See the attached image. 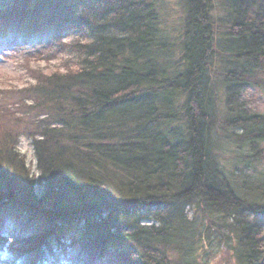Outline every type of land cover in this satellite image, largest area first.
I'll use <instances>...</instances> for the list:
<instances>
[{
	"label": "trees",
	"instance_id": "obj_1",
	"mask_svg": "<svg viewBox=\"0 0 264 264\" xmlns=\"http://www.w3.org/2000/svg\"><path fill=\"white\" fill-rule=\"evenodd\" d=\"M69 2L0 0V45L60 59L0 86V258L264 264V111L244 96L264 90V0H183L177 54L156 0Z\"/></svg>",
	"mask_w": 264,
	"mask_h": 264
},
{
	"label": "rangeland",
	"instance_id": "obj_2",
	"mask_svg": "<svg viewBox=\"0 0 264 264\" xmlns=\"http://www.w3.org/2000/svg\"><path fill=\"white\" fill-rule=\"evenodd\" d=\"M5 2H11L14 0H3ZM71 4H77L83 2L84 4H93L95 1L101 0H69ZM5 4V3H3ZM156 5L159 11L160 24L168 34L169 41L174 44L175 53L180 46V37L182 34L183 20L185 15V7L183 0H156ZM88 14V13H87ZM62 19L57 12L40 13L39 23L45 24L46 22L59 21ZM11 19L9 17H3L0 14V25L10 24ZM10 25H15L11 23ZM84 35H80L78 31L66 30L60 34V37L65 41H71L76 37L85 38ZM13 40L12 45L3 44L0 45V86L1 87H22L27 85L30 81L33 82V76L29 72L30 69H37L38 67L47 68L60 65V59L54 58L50 61L44 58L34 59L30 58L29 63H26L25 57L30 53V48L18 47ZM29 56V55H28ZM244 96L252 100V104H257L259 109L264 111V90L254 87L247 88L244 92ZM17 151L24 156L27 165L30 169V173L34 177L36 183V190L38 194L43 192V183L41 178V172L37 165L36 151L33 144V139L28 133H21L18 137ZM224 155H234L231 151H226ZM264 171V164L262 165ZM262 171V172H263ZM190 214V212H189ZM144 221H149L148 219ZM210 257L205 256L206 264H233L230 254L223 250L219 253L218 250L211 252ZM0 264H9V261L4 257L0 258Z\"/></svg>",
	"mask_w": 264,
	"mask_h": 264
}]
</instances>
